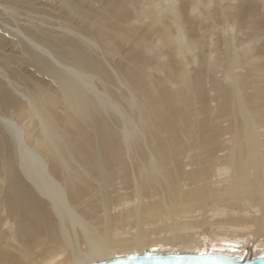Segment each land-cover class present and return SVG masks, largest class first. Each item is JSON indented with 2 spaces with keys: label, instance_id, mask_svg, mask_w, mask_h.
Returning a JSON list of instances; mask_svg holds the SVG:
<instances>
[{
  "label": "bare ground",
  "instance_id": "6f19581e",
  "mask_svg": "<svg viewBox=\"0 0 264 264\" xmlns=\"http://www.w3.org/2000/svg\"><path fill=\"white\" fill-rule=\"evenodd\" d=\"M252 243L264 0H0V264Z\"/></svg>",
  "mask_w": 264,
  "mask_h": 264
},
{
  "label": "water",
  "instance_id": "95a60500",
  "mask_svg": "<svg viewBox=\"0 0 264 264\" xmlns=\"http://www.w3.org/2000/svg\"><path fill=\"white\" fill-rule=\"evenodd\" d=\"M91 264H264V254L240 258L221 253H147L115 256Z\"/></svg>",
  "mask_w": 264,
  "mask_h": 264
},
{
  "label": "rangeland",
  "instance_id": "374dc122",
  "mask_svg": "<svg viewBox=\"0 0 264 264\" xmlns=\"http://www.w3.org/2000/svg\"><path fill=\"white\" fill-rule=\"evenodd\" d=\"M254 243H252L251 245H249V247L246 248L245 250V256H249V257H253L254 255L258 254L257 252L259 251V249L254 250ZM251 250V251H250Z\"/></svg>",
  "mask_w": 264,
  "mask_h": 264
}]
</instances>
